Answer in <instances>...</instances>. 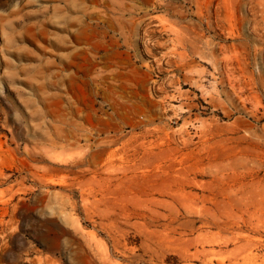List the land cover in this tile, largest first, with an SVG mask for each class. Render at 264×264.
<instances>
[{
  "label": "rangeland",
  "instance_id": "rangeland-1",
  "mask_svg": "<svg viewBox=\"0 0 264 264\" xmlns=\"http://www.w3.org/2000/svg\"><path fill=\"white\" fill-rule=\"evenodd\" d=\"M0 264H264V0H0Z\"/></svg>",
  "mask_w": 264,
  "mask_h": 264
}]
</instances>
